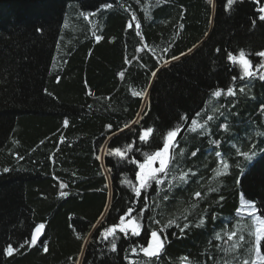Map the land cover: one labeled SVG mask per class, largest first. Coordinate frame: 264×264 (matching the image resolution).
<instances>
[{"label": "trees", "instance_id": "1", "mask_svg": "<svg viewBox=\"0 0 264 264\" xmlns=\"http://www.w3.org/2000/svg\"><path fill=\"white\" fill-rule=\"evenodd\" d=\"M258 15L254 0L229 9L226 0H0V264H224L243 257L247 243L236 253L223 249L233 243L225 233L250 223L235 215L241 194L264 206V135H258L264 134V80L260 73L240 79L227 53L243 49L253 68L264 62L255 55L264 51ZM229 87L235 96H213ZM177 125L179 147L170 150L175 159L167 167L176 176L191 169L187 182L169 175L142 192L149 211L141 235L117 232L112 251V237L100 232L129 206L140 207L125 182L137 183L139 169L107 153L134 140L152 152ZM146 127L156 131L141 144L138 133ZM233 145L241 151L256 145L257 154L248 163ZM141 151L128 155L143 162ZM217 151L231 165L219 176ZM153 217L161 225L174 218L181 227L161 234L166 242L157 258L139 248L133 254L160 227ZM201 218L206 223L196 227ZM41 223L43 240L19 248ZM185 223L190 227L181 231ZM243 234L248 241L247 229ZM9 243L18 249L12 255L4 252Z\"/></svg>", "mask_w": 264, "mask_h": 264}, {"label": "snow or ice", "instance_id": "2", "mask_svg": "<svg viewBox=\"0 0 264 264\" xmlns=\"http://www.w3.org/2000/svg\"><path fill=\"white\" fill-rule=\"evenodd\" d=\"M139 2V0H137ZM212 0H209V3H211ZM237 0H226V9L231 8V6L236 3ZM254 3L258 6V19L260 21H264V3H261V0H254ZM104 8H111L112 4L105 3L103 5ZM132 19L135 20V14H133ZM253 25L256 23V19L252 20ZM132 23L129 21L128 27L132 28ZM136 29L138 30L140 28V24L137 23L135 25ZM137 35H139V32L137 31ZM100 39V37H97V40ZM167 51V49H165ZM217 52L220 50L217 49ZM255 55L264 57V51L258 52ZM227 58L233 62L234 65L238 66L240 69V79L245 78H254L257 73H260L259 78L264 80V73L261 72V69H264V62L259 63L253 68L252 63L249 59L246 58V53L243 49L239 50L238 56L234 55L233 53L229 52L227 53ZM173 59H178V57H173ZM120 76H123L124 73L121 72L119 74ZM153 76H155V72L152 73ZM237 79V76H233L232 80L235 81ZM239 91L242 93L244 92V88L241 87ZM222 92H224L228 96H235L236 91L234 87H229L226 90L221 89L217 90L213 93V96L220 97ZM133 95L135 96H143L146 95L145 92H134ZM200 113L197 112L196 116H199ZM184 120H188V117L185 115L182 117ZM212 116H208L207 120H212ZM65 125H67L68 121H64ZM133 123H138V121H133ZM191 123L193 125L196 124L195 120H192ZM109 128H111V125H108ZM125 127H129V125H125ZM201 128L204 127V125H200ZM221 127L224 128V130H227L228 125L224 124ZM183 129L177 125L173 129H170L166 131L159 139L161 140L162 144L160 147H158L156 150L152 152H142L140 148L137 147V142L134 140L129 144H125L123 148L116 147L114 150L109 151L107 154L109 155H115L118 158L128 161L129 163L137 165L139 171L135 172V180L137 183H134L132 180H126L125 182L128 184V186L132 189L133 192V200L135 203L139 204L140 207L137 209L135 207L129 206L125 212L118 217V222L113 223L112 225L103 228V230L100 232V236L107 240L109 237H112V239L109 241L111 245V250L116 251L117 244V232L124 235L125 238L128 237L129 233H131L132 236L139 237L141 235L143 224L142 219L143 215L146 211H149V208L146 206L147 202L142 201L140 199L142 192L146 193L148 189L152 188L153 182L157 185H162L165 183V181L168 179L169 175H172V173L169 171L167 165L170 160L175 159V155L170 156V150L175 149L179 147L178 142L176 141L177 135L180 134V132ZM191 130H195V128H192ZM122 131V129H121ZM156 130L153 127H146L143 128L138 133V141L141 144H147L149 140L153 138V134ZM258 135H264V134H258ZM63 140V137H61V141ZM211 143L215 144L217 147L220 145L219 140H212ZM233 148H236V145H233ZM256 148V145H252L251 151H241L239 148H236V152L238 155L243 156L245 161L248 163H251L256 156V151L254 150ZM133 149L136 151H141V155L144 157L143 162H140L135 158V156L129 157L128 153L132 152ZM198 151V150H197ZM180 155H183V150H181ZM192 156L196 155V152L191 153ZM217 157H221L219 160V165L221 166V171H216V176L226 174L228 169L231 167V165L227 162V160L223 159L222 153L217 151L215 153ZM99 159V157H97ZM159 161V167H154L156 162ZM239 167V165H237ZM5 171H8V169H5ZM189 172H191V169H189L187 172H181L179 176L172 175V180L180 181V182H187V177L189 175ZM242 172V170H241ZM162 174V175H161ZM192 175H195V173H192ZM237 183H239V180H237ZM61 187H66V185L61 184ZM173 188V184H168V189L171 190ZM210 191H215V188L209 189ZM60 195L64 196L67 195V193L61 192ZM159 195V193H157ZM194 196L197 198L201 197V192L196 191L194 193ZM169 197L168 195H164L162 197L163 200H167ZM221 200H223V197H220ZM197 205L193 204L192 207L195 208ZM262 209H264V206H262L261 209H258L256 206L255 201H246L241 194L240 197V203L236 209L235 215L239 219L246 218L248 221H250L247 225H241L240 223H237L234 225L233 230L230 232L225 233L227 236V239L229 241H233L230 247L223 249L226 253H236L238 249L242 246V244L247 243L249 247L245 250V254L243 257L236 255L234 256L233 260H227L224 262V264H234L235 261H238V264H264V254L261 252V244L264 242V215L261 214ZM133 213H136V215H133ZM103 216H101L100 221L97 223H101L103 221ZM153 223L160 226L158 229H153L150 232V239L146 241V247L141 244L137 245L136 247H133L131 249L132 253L135 254L137 252V248L144 254L146 257H157L160 253V251L163 249L164 244L166 242V237L164 239H161V234L164 233L165 229L175 225L176 227L180 228V224L177 223L176 219L170 218L167 220L166 223L161 225L160 220H156L154 217ZM184 219H187V216H184ZM215 219V216L213 217ZM206 223V220L204 218H201L199 223L196 224V227H200L201 225H204ZM45 225L43 223L37 225L35 227V231L31 234L30 240H25L23 243L19 245V248H22L25 246V244H28L30 246H34L37 243V240L39 239L40 235L42 234V231L44 229ZM190 227L188 223H185L183 227L181 228V231L184 229ZM247 229L248 235L250 236V239L248 241H245V236L243 234L244 230ZM239 231V236L237 238ZM216 239L220 240L222 239V236L220 233H217ZM43 251L47 252L48 248L47 245H42ZM18 249H14L12 247V244L9 243L6 248L4 249V252L7 255H12L14 251H17ZM182 260H186V257L181 258ZM131 264H138V262H131ZM191 264V262H189Z\"/></svg>", "mask_w": 264, "mask_h": 264}, {"label": "water", "instance_id": "3", "mask_svg": "<svg viewBox=\"0 0 264 264\" xmlns=\"http://www.w3.org/2000/svg\"><path fill=\"white\" fill-rule=\"evenodd\" d=\"M44 234H45V228L43 229L42 234L40 235V237H39V239L37 240V243H36L35 245L39 244V243L43 240V238H44ZM158 256H159V255H158ZM158 256H157V257H158ZM157 257H153V258H157Z\"/></svg>", "mask_w": 264, "mask_h": 264}, {"label": "rangeland", "instance_id": "4", "mask_svg": "<svg viewBox=\"0 0 264 264\" xmlns=\"http://www.w3.org/2000/svg\"><path fill=\"white\" fill-rule=\"evenodd\" d=\"M154 167H159V161L156 162V164L154 165Z\"/></svg>", "mask_w": 264, "mask_h": 264}]
</instances>
